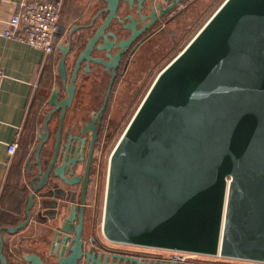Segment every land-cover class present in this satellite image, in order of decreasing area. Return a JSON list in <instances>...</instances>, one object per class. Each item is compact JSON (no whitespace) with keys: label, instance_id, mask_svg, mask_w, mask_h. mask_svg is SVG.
I'll list each match as a JSON object with an SVG mask.
<instances>
[{"label":"water","instance_id":"1","mask_svg":"<svg viewBox=\"0 0 264 264\" xmlns=\"http://www.w3.org/2000/svg\"><path fill=\"white\" fill-rule=\"evenodd\" d=\"M103 1L106 6L95 17H102L100 23L94 18L67 31L60 24L55 33V48L57 38L66 36L67 42L57 45L60 85L53 89L40 141L23 170L24 187L33 189L29 220L7 229L14 233L28 224L37 203L48 252L25 254L30 264H188L83 246L100 120L98 128L95 116L81 130L91 129L92 138L80 176L76 169L85 139L71 126L63 137L64 122L74 120L77 90L93 64L110 66L95 51L109 50L113 20L120 35L129 33L120 40L118 57L140 34L139 22L144 32L185 0ZM55 112L54 153L44 160ZM82 178L78 200L73 186ZM102 232L115 243L264 263V0H225L157 75L110 154ZM0 261L10 264L2 250Z\"/></svg>","mask_w":264,"mask_h":264},{"label":"crops","instance_id":"2","mask_svg":"<svg viewBox=\"0 0 264 264\" xmlns=\"http://www.w3.org/2000/svg\"><path fill=\"white\" fill-rule=\"evenodd\" d=\"M23 1L1 0L0 29L9 27L10 17L21 10ZM105 6L103 0H64L60 24L66 26V31L77 24H87ZM95 19L98 23L102 21V17ZM62 40L66 43V36L56 39L54 54L48 55L45 60L43 51L17 38L0 34V68L4 72L0 80V184L4 181L0 202V251L10 264H30L23 259L25 254L36 252L44 257L48 252V244L42 241L45 225L37 218V203L31 209L33 215L28 224L14 233L7 227L29 220L26 208L33 189L30 185L24 187L23 170L40 141L39 133L43 130L45 116L52 108L49 99L53 89L60 85L58 65L62 54L57 45ZM80 89H83L82 85L77 99L84 105L90 95H85V91ZM92 101L90 97L83 116L89 114ZM58 125V112H55L50 121L48 144L43 148L44 160L51 156ZM19 127H22L19 146L14 154L9 155L8 144L15 140ZM67 129L65 125V138L68 136ZM96 198L97 192L91 186L88 202L92 204Z\"/></svg>","mask_w":264,"mask_h":264},{"label":"flooded vegetation","instance_id":"3","mask_svg":"<svg viewBox=\"0 0 264 264\" xmlns=\"http://www.w3.org/2000/svg\"><path fill=\"white\" fill-rule=\"evenodd\" d=\"M200 1L201 0L183 1L182 3L178 4L177 7L172 11L167 13L160 22L153 25L151 28L145 30L144 32H142L144 25L142 22H139L137 30L140 34L134 38L133 42L125 46L118 57L117 53L121 50L118 47L120 40L122 38H128L129 33L120 35V25L116 20H113L112 24L109 27V31L113 32L115 36H110L107 44H105L109 50L95 51V56H99L103 60L109 62L110 66L107 67L101 64L92 65V71L84 75V80L81 83L83 89H80L85 91V95L88 93L90 95L89 97H92L93 101L91 104V108L88 110L89 114L77 118V114L81 111L83 103H79V98L77 99L76 94L73 105L71 107L72 114H74V120L71 121L69 119L68 121L64 122V127L65 125L66 127L71 126L73 128L72 133L74 135H81L85 139L83 153L82 155L78 156L82 157V160L79 162V165L76 169V174L83 176L87 168V159L92 138V131L90 129V126L89 132H86L85 129L83 130V132L81 130L85 126L87 128V124L91 122L95 116L98 128L97 121L100 120L98 138L93 150V157L89 175L90 181L88 187L87 202L83 218L82 239L85 250L92 249L96 252L111 251L136 255L140 258L170 260L168 258V254H166V252H164L160 248L147 246L135 247L124 243H115L108 241L105 238L103 232L96 229V213H94V211L96 212L97 201L96 203L94 201L92 204H90L88 202V196L94 176L98 175L97 180L101 179L106 163L107 161H109L110 154L115 147H112V140L119 127L122 125V120L127 113L124 112V110H128L129 108H131L136 98L138 97L141 88L144 86L146 79L150 76L154 69V64L151 65L149 62L150 55L154 54V51L151 49L156 44H160L161 41H167L168 39L175 37L176 32L173 27H175L176 22L194 4H197ZM132 13L136 18H139L134 11ZM102 42L103 41H100V43ZM164 43L165 42H163V44ZM55 49L56 48L54 47L51 55L54 54ZM108 53L110 54V57L108 56ZM145 61H147L148 63H145ZM71 68L72 65L70 64L69 69L71 70ZM142 73H144L145 75H142ZM126 88L130 89V95H127L124 98H118L119 91ZM78 91L79 88L77 92ZM104 104V111L102 113H99ZM54 143L50 152L51 156L54 153ZM82 186L83 178L78 184L73 186L74 190L77 193L78 200L82 191ZM89 208H91L92 210L91 213H89ZM183 263L190 264L189 262ZM206 264L211 263L207 262Z\"/></svg>","mask_w":264,"mask_h":264},{"label":"rangeland","instance_id":"4","mask_svg":"<svg viewBox=\"0 0 264 264\" xmlns=\"http://www.w3.org/2000/svg\"><path fill=\"white\" fill-rule=\"evenodd\" d=\"M225 0H201L199 3L194 4L181 18L176 22L175 29L176 36L168 39L167 41H161L160 44H156L151 50H153L154 54L150 55V64H154V69L150 76L146 79L144 86L141 88L138 97L135 102L128 110H124L127 112L125 117L122 120V125L119 127L117 133L115 134L112 140V147L116 145L121 135L123 134L126 126L129 121L135 114L138 109L140 103L142 102L144 96L148 92L152 83L154 82L157 75L160 71L189 43V41L197 34V32L202 28V26L207 22V20L214 14V12L220 7V5ZM176 38V41H175ZM163 42H165L163 44ZM145 63H148L145 61ZM142 75H145L142 73ZM142 79V78H141ZM130 95V89L126 88L118 93V98L126 97ZM108 162L104 168L102 173V177L100 180L98 179V175H95L93 178L92 188L95 192L98 193L97 200H94L95 203L97 201L96 207V229L98 231H102V219H103V211H104V201H105V191H106V181H107V173H108ZM93 210V207H92ZM91 210V211H92ZM208 261V260H207ZM209 263L211 264H264L261 262L247 261L242 259H234V258H224V257H210Z\"/></svg>","mask_w":264,"mask_h":264},{"label":"built area","instance_id":"5","mask_svg":"<svg viewBox=\"0 0 264 264\" xmlns=\"http://www.w3.org/2000/svg\"><path fill=\"white\" fill-rule=\"evenodd\" d=\"M63 4L64 0H25L21 3V10L10 17L9 27L0 29V34L17 38L43 51L46 60L55 47V33L60 25ZM3 76L4 72L0 68V80ZM21 133L22 127H19L15 140L8 144L9 155L16 152ZM3 183L4 181L0 184V202ZM164 251L170 260L189 262L190 264H206L210 257H217L187 250L164 249Z\"/></svg>","mask_w":264,"mask_h":264},{"label":"trees","instance_id":"6","mask_svg":"<svg viewBox=\"0 0 264 264\" xmlns=\"http://www.w3.org/2000/svg\"><path fill=\"white\" fill-rule=\"evenodd\" d=\"M0 264H1V261H0Z\"/></svg>","mask_w":264,"mask_h":264},{"label":"bare ground","instance_id":"7","mask_svg":"<svg viewBox=\"0 0 264 264\" xmlns=\"http://www.w3.org/2000/svg\"><path fill=\"white\" fill-rule=\"evenodd\" d=\"M162 250H164V249H162Z\"/></svg>","mask_w":264,"mask_h":264}]
</instances>
